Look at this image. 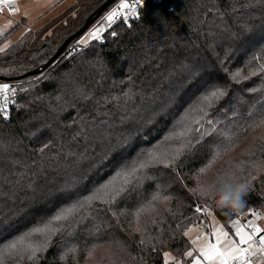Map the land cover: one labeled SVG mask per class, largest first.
I'll list each match as a JSON object with an SVG mask.
<instances>
[{"label":"trees","instance_id":"1","mask_svg":"<svg viewBox=\"0 0 264 264\" xmlns=\"http://www.w3.org/2000/svg\"><path fill=\"white\" fill-rule=\"evenodd\" d=\"M105 1L59 0L0 52V84L20 92L16 108L0 117V144L9 137L0 147V257L14 239L34 245L4 262L85 264L109 244L113 253L98 264H165L164 253L173 258L168 264H189L197 255L189 230L209 228L211 213L229 227L264 208V134L251 140L264 122V0H148L138 17L104 31L103 41L81 44L79 36L56 56ZM24 24L0 35V44ZM224 122L233 124L225 132ZM171 135L174 163L141 168ZM228 154L221 173L251 186L237 211L196 191ZM125 172L126 184L99 195ZM60 184L67 185L58 191ZM68 187L88 190L87 201L55 220L75 209ZM121 187L111 203L94 199H111ZM88 227L96 238L84 233ZM71 236L78 240L65 245Z\"/></svg>","mask_w":264,"mask_h":264},{"label":"rangeland","instance_id":"2","mask_svg":"<svg viewBox=\"0 0 264 264\" xmlns=\"http://www.w3.org/2000/svg\"><path fill=\"white\" fill-rule=\"evenodd\" d=\"M59 0H16L15 1V9L18 10H13V11H3L0 12V35L5 34L6 32H8L9 30H11L15 25H17L18 23L24 21L25 24L24 26L22 25L21 27L16 28L6 39H4L1 44H0V48H3L5 45H11L13 42H17L21 39L23 33L26 31L28 26H31L35 21H37L36 19H38L41 15H43L45 12H47L48 10H50ZM130 0H117L112 6H110L106 12H104L103 14L106 16V13L113 8H119L118 6L121 3H126L129 2ZM103 15V16H104ZM100 20H103L104 22L101 24L98 21L92 25L86 32L85 34L82 35L80 42L81 44H84L85 42L82 41H89V39L91 38V33L96 30V29H102V31L100 32V34H102L103 31H105V29L107 28V24H106V19H103V17L100 18ZM92 39V38H91ZM87 44V43H86ZM251 70V69H250ZM176 97V96H175ZM179 97V96H177ZM164 103V102H163ZM160 104L158 105L159 107L161 106V108H163V106H167V102L163 105ZM179 102L176 100L174 101V103H170V107L173 105L176 106V104H178ZM175 106L173 107V110L176 111ZM177 111L174 113L176 114ZM121 114H123V111L121 112ZM184 116H181V118L179 119V122L182 123L181 125L177 128L178 130V136L181 137L180 133H184L186 131L185 126L187 125L188 122V118ZM134 123H138L139 125L143 124V123H139L140 121L137 119V117H132L131 118ZM148 122V121H147ZM225 126H222V128L220 130H222L223 132H225V128H229L232 127L233 124H226V122H224ZM219 130V131H220ZM216 131V129H208V132H213ZM262 134H264V124L258 128L257 130L253 131V139H255L258 136H261ZM3 138H5L6 140H8V136H4ZM6 140H3L0 144V147L3 148L4 143L3 142H7ZM167 141V145H161L158 147L157 150H155L153 152V155L156 156L157 158L160 159H165L166 161H169V155L170 152L172 151L173 148V141H172V135L171 136H167L166 138ZM248 141H250L249 139H247V143ZM246 143V145H247ZM250 143V142H249ZM248 143V144H249ZM3 151V150H2ZM5 151V150H4ZM6 152V151H5ZM5 152L2 155V158L4 159V157L6 156ZM230 158V154H228L227 156H221L219 159V162L217 165L209 168L208 172H206V177L203 179V184L206 183V181H210L213 179L214 175H223L222 170L224 165H226V163L228 162ZM144 160L140 163L144 164ZM221 173V174H219ZM228 173V172H227ZM129 177L128 173H124L121 176H119L118 178H114L113 180L107 182L105 184V186L100 187L98 190V193L100 196L105 195V193L110 192L111 190H114L116 187H118L119 185H121L125 179H127ZM85 179V178H84ZM83 179V180H84ZM79 183H81V181H79ZM78 183V184H79ZM77 184V186H78ZM67 184H60L61 188L58 189L62 190L66 187ZM69 190H71L73 193H75L74 197H73V201L75 204V209H71L69 212H64L63 215H66V217H69V214L72 213L73 210H76V212H80V209L82 208V206L86 203V196L88 194H84L85 192H87L88 190L83 189L81 191L75 192L73 189V187H68ZM93 188L95 189V187L93 186ZM102 192V193H100ZM152 210V209H151ZM149 211V210H148ZM153 211V210H152ZM14 217V215L12 216V218ZM89 219V216H88ZM85 220L83 218H81L74 226H72L70 228V233H74L76 232L77 226L80 225V223H85ZM141 224V222H139ZM91 225V224H90ZM89 225V226H90ZM217 228L222 229L223 232L228 233V240L231 241H235L237 245L238 242L236 240L235 237V229L236 227L233 226V223L227 227L224 223H222L215 215L214 213L210 214V229H205L201 226H196L194 228L191 229V231H189V239L192 243V240L196 239L198 236L201 237V239L199 240L198 244H193V247L198 251V248L200 246H203L206 243H211V244H216L217 243V236H216V230ZM88 237H95L97 235V231L96 229H92L91 227H88L87 231L84 232ZM88 237H84L83 239L80 238V242H87L89 241ZM96 238V237H95ZM70 240H78L76 237L71 236L67 241H65V245H70ZM62 241H64V239H62ZM32 240H28L26 238H18V239H14L12 240L9 245H3L2 249L5 251V255L0 257V264H10V262H4L5 258L11 260V258H9V256H17V255H25L28 253V249H31L32 247H34V245L31 244ZM224 243L223 238H221V244ZM12 244H16V248L12 249L10 246ZM116 246V245H115ZM111 245L107 244L104 245L103 247H100V249H96L94 252L91 251L87 257L85 258V264H98V261L103 258H105L106 256H110L113 251L111 249ZM240 247V245H239ZM38 248V247H37ZM71 248V247H70ZM81 249H79L78 247L74 249V252H80ZM66 252L68 253L69 251L66 250ZM71 254V253H70ZM200 254V253H199ZM212 264H220L219 260H215L212 261ZM260 264H264V261L261 262Z\"/></svg>","mask_w":264,"mask_h":264},{"label":"snow or ice","instance_id":"3","mask_svg":"<svg viewBox=\"0 0 264 264\" xmlns=\"http://www.w3.org/2000/svg\"><path fill=\"white\" fill-rule=\"evenodd\" d=\"M7 2H8V0H0V7H2L3 4L7 3ZM118 7H119V9H127V8H129V4L128 3H121ZM13 10L15 11L18 9H15V7L13 6ZM119 15H120V12L118 10H114L109 15L106 16V20L109 23H111ZM101 31H102V29L94 30L90 34L91 38H98L100 36ZM113 34H115V33H113ZM82 42H86V41H82ZM7 47H9V45H5L3 48H0V52L4 51ZM10 94L13 96L15 95V89L14 88H12L8 84L0 85V109L5 110V112H6V109L8 106ZM211 95L213 97H217L218 95H223V93H222V91L219 93L214 91ZM261 123L264 124V122H261ZM180 135L183 136V135H186V133H180ZM185 146H186L185 144H182L181 148H183ZM179 151H180V149L177 150L178 153H179ZM157 163H161V164H165V166H169L170 164L174 163V161H166L165 159H160V158H157L156 156L153 155L147 164H141L140 167L145 168V167L149 166L150 164H157ZM133 171H135V170H133ZM205 171H206V169L200 170L201 173H204ZM124 183L125 184L127 183V179L124 180ZM123 191H124V189H123V187H121L119 189V191L116 193V196H113L111 199L103 198L100 196L94 197V199H102L103 203L108 204V203H111L112 201H114L120 195V193H122ZM107 195L108 194L105 193V197H107ZM165 199H168V197H165ZM196 211L199 212V211H201V209L197 208ZM253 215H255L258 219L261 218L260 215L257 213H253ZM66 218H67L66 215H58L54 219L55 220H62V219H66ZM237 225H238V221H233V226L236 227V233L240 237V244H246V245H248V247H246V248L239 247V245H237L235 241H231V240L227 239L228 233L223 232L222 229H220V228H217V230H216L217 243L216 244L206 243L203 246H200L198 248L200 256L206 260H209V261L219 260L220 264H228L229 260H237V259H244L245 264H252L251 257L255 256L257 253L264 254V235H261L259 237V241H260L259 246L255 245V243L253 242V238H254L255 234L260 233L264 230L260 229L255 224H250L249 227L252 229V232L249 233V232L245 231L242 226H237ZM189 231H191V229ZM185 235H188V233L186 232ZM221 238H223V240H224L223 244H221ZM200 239H201V237L198 236L196 239L192 240V243L198 244ZM10 247L12 249H15L16 244H12ZM186 255L188 257H191V256H193V252L188 251L186 253ZM34 256H35V252H33L32 258H34ZM164 256H165V264H168L169 259H173L172 257H170L169 253H164ZM194 264H200V259H196L194 261Z\"/></svg>","mask_w":264,"mask_h":264},{"label":"built area","instance_id":"4","mask_svg":"<svg viewBox=\"0 0 264 264\" xmlns=\"http://www.w3.org/2000/svg\"><path fill=\"white\" fill-rule=\"evenodd\" d=\"M15 1L16 0H8L7 3H4L3 6L0 7V12L2 10L3 11H5V10L13 11L12 5H14ZM147 2H148V0H130L129 2H127L129 4V8H127V9H119V8L110 9L106 13V16L109 15L114 10H118L120 12V15L118 17H116L115 20L111 23L106 21L107 28L105 29V31L107 29L112 28L113 26H115L116 24H118L120 22L129 21L135 17H138L140 15V13L142 12V10L146 7ZM106 16L104 15L103 18L106 19ZM104 33L105 32L103 31L102 34H100V36L98 38H92L91 40H95L98 42L103 41L104 40ZM0 85H3V84H0ZM10 86L15 89V95L14 96L11 94L9 95V102H8L6 112H5V110L0 109V117L6 116L8 113H10V111L12 109L16 108V106L19 103V99H20L19 88L16 86H12V85H10ZM254 213L259 214L261 218L258 219L255 215H252L248 220L245 221L246 228H247L249 233L252 232V229L249 227L250 224H255L260 229L264 230V208H258L254 211ZM261 235H264V231H262L260 233H256L254 238H253V242L257 246H259V243H260L259 237ZM251 261H252V264H260L261 262L264 261V254L257 253L255 256L251 257ZM228 264H245V260L244 259L229 260Z\"/></svg>","mask_w":264,"mask_h":264},{"label":"clouds","instance_id":"5","mask_svg":"<svg viewBox=\"0 0 264 264\" xmlns=\"http://www.w3.org/2000/svg\"><path fill=\"white\" fill-rule=\"evenodd\" d=\"M250 187V183L242 176L236 173H226L214 175L212 180L202 185L198 184L196 191L201 197L213 198L218 208L237 211L244 206V197ZM61 258L63 259V256Z\"/></svg>","mask_w":264,"mask_h":264},{"label":"water","instance_id":"6","mask_svg":"<svg viewBox=\"0 0 264 264\" xmlns=\"http://www.w3.org/2000/svg\"><path fill=\"white\" fill-rule=\"evenodd\" d=\"M117 0H106L105 2H103L97 9L96 11L90 16L88 17V19L85 21L84 25L73 35H71L66 41L65 43L61 46L60 50L57 52L56 56L58 54H60V52L63 50V48L69 44L73 39L82 36L83 34H85V32L94 24V22L96 21V19L98 17H101L103 15L104 12H106V10L112 6ZM38 73V71H33L32 74H36Z\"/></svg>","mask_w":264,"mask_h":264},{"label":"crops","instance_id":"7","mask_svg":"<svg viewBox=\"0 0 264 264\" xmlns=\"http://www.w3.org/2000/svg\"><path fill=\"white\" fill-rule=\"evenodd\" d=\"M90 41H91V38L89 39V41L85 42L84 44L89 43ZM237 221H238V225L237 226H242L244 228V230L248 232V230L246 228L245 221H242V220H237ZM203 228H205V227H203ZM205 229L209 230L210 227L209 228H205ZM234 234H235L236 240H237V242H238V244L240 245L241 248L248 247V245H246V244H240V237L237 235L236 229H235ZM196 259H200V264H212V261L204 259L203 257L200 256V254L198 252H197L196 257L189 264H194V261ZM170 264H183V262H182V260H176L175 262L170 263Z\"/></svg>","mask_w":264,"mask_h":264}]
</instances>
